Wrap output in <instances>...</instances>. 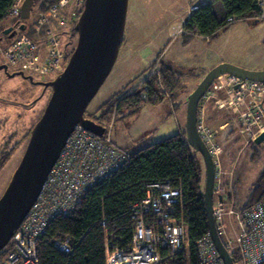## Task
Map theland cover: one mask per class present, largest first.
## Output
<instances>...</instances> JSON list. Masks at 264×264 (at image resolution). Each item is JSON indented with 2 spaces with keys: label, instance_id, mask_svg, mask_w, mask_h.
Returning a JSON list of instances; mask_svg holds the SVG:
<instances>
[{
  "label": "rangeland",
  "instance_id": "374dc122",
  "mask_svg": "<svg viewBox=\"0 0 264 264\" xmlns=\"http://www.w3.org/2000/svg\"><path fill=\"white\" fill-rule=\"evenodd\" d=\"M211 1L129 0L124 38L117 60L105 83L89 104L85 117L89 118V115L94 121L100 120L103 106L114 96L136 88L157 61L179 68L182 79L173 97H166L157 105L145 104L133 113L130 109L124 110L116 118L106 120L113 125L111 137L119 148L134 153L180 132L186 139L188 98L217 66L229 64L247 71L264 70V20H238L211 38L195 35L187 41L183 33L176 34L196 6ZM37 6L34 4L30 19L24 23L27 26L25 31H19V26L14 25L15 20L3 22L1 28L5 30L14 27L18 33L44 44L47 26L37 23L38 16L42 15ZM82 8L74 11L67 5L61 10L60 17L69 23L65 31L75 27ZM73 11L77 14L75 24L71 19ZM51 23L58 32V22L54 20ZM65 31H61L60 41L66 54H69L76 45L77 37L64 34ZM10 43L7 36L5 39L0 36L2 49L6 50ZM47 49L44 45L41 50L46 52ZM67 62L68 60L64 63V68ZM1 65H6L10 74L23 72L30 75L26 69ZM63 71L64 69L47 77L34 73L31 76L35 81L49 82ZM51 94L50 88L45 89L20 76L11 78L3 71L0 72V198L22 160L30 132L41 119ZM263 98L264 96L262 100ZM230 119L232 124L214 139L219 146L215 159L221 166V184L227 187L231 183L235 209L241 210L264 169V143L256 145L252 141L247 144L248 136L241 132L239 121ZM177 121H180L181 131L177 128ZM255 150L258 151L259 159L252 161ZM195 153L199 156L205 173L204 160L199 153ZM3 158L5 159L2 161Z\"/></svg>",
  "mask_w": 264,
  "mask_h": 264
},
{
  "label": "built area",
  "instance_id": "2783aa9c",
  "mask_svg": "<svg viewBox=\"0 0 264 264\" xmlns=\"http://www.w3.org/2000/svg\"><path fill=\"white\" fill-rule=\"evenodd\" d=\"M24 1L15 0L7 13L10 19H20ZM83 3L84 0H61L49 13H42L37 23L47 26L45 43L40 44L17 32L6 50L0 47V65L26 69L28 74L41 77L64 69L68 55L62 48L60 34L69 23L60 17V13L67 5L79 10ZM258 5L260 13L251 20H264V0H259ZM54 20L58 22V32L53 29L51 22ZM237 21L236 18H229L227 23L231 25ZM181 33L182 26L176 34ZM44 45L48 47L46 52L41 50ZM220 91L228 96L230 108L237 112L240 130L248 136V144L264 131V110L261 106L264 84L221 76L198 106V130L217 170L213 205L217 232L228 252L234 254L237 260L234 264H263L264 198L243 211L235 209L231 183L225 187L220 181L221 166L215 159L219 149L214 142L217 130L206 127L202 118L205 105ZM128 161L129 153L114 144L110 133L102 138L96 137L78 124L35 204L8 245L0 251V264H40L39 242L46 235L51 222L59 217L71 216L93 187ZM180 196V190L172 188L169 182L149 185L146 197L133 207L134 235L130 246L127 249L114 247L108 250L106 264H161L164 251L171 257L184 249L187 244L186 228L172 218ZM52 246L65 255L72 254L68 238L54 240ZM198 256L200 264H223L209 234L198 244Z\"/></svg>",
  "mask_w": 264,
  "mask_h": 264
},
{
  "label": "trees",
  "instance_id": "16d2710c",
  "mask_svg": "<svg viewBox=\"0 0 264 264\" xmlns=\"http://www.w3.org/2000/svg\"><path fill=\"white\" fill-rule=\"evenodd\" d=\"M14 1L0 0V36L3 39L6 36L2 34L4 30L1 24L12 20L7 13ZM60 1L35 0L34 4L38 5V12L47 14ZM258 2L212 0L192 11L182 25L183 34L187 41L195 35L211 38L229 26V18L241 20L258 16ZM24 23L20 19L14 21V25L18 26ZM70 29L64 34L77 37L74 27ZM72 51L67 54V59ZM181 75L182 71L174 65L155 62L147 77L136 88L114 96L103 106V114L98 121L116 118L127 109L133 113L145 104L157 105L166 97H173L180 87ZM258 159V151L255 150L252 161ZM164 182H169L172 188L181 192L173 215L177 221L185 223L187 244L186 249L171 257L164 251L162 264H200L198 244L209 234L203 196L205 173L199 156L188 145L182 132L129 153V161L93 187L71 216L52 221L46 235L39 242L40 264H106L108 250L114 247L127 249L132 242V213L135 204L146 197L149 185ZM263 198L264 169L248 201L237 211H243ZM67 238L71 241V255H65L52 246L54 240ZM230 255L237 262L234 254Z\"/></svg>",
  "mask_w": 264,
  "mask_h": 264
},
{
  "label": "water",
  "instance_id": "95a60500",
  "mask_svg": "<svg viewBox=\"0 0 264 264\" xmlns=\"http://www.w3.org/2000/svg\"><path fill=\"white\" fill-rule=\"evenodd\" d=\"M35 0H25L21 8L22 21L31 17ZM129 0H84L75 24L76 45L64 71L49 82L35 81L23 72L10 74L6 65L0 72L8 77L20 76L31 84L52 91L41 119L30 132L22 160L0 198V251L3 250L35 204L42 188L76 125L101 136L104 129L85 118L86 110L110 75L124 38ZM24 24L19 31H25ZM17 30L7 28L3 35L10 40ZM243 82L264 84V70L247 71L229 64L211 70L189 96L186 111V139L188 145L201 155L205 164L204 203L208 218L209 237L223 264H234L216 229L213 215L215 165L213 157L198 130V106L213 83L221 76ZM238 87V86H237ZM236 87V88H237ZM254 143H264V131ZM221 199V198H220Z\"/></svg>",
  "mask_w": 264,
  "mask_h": 264
},
{
  "label": "crops",
  "instance_id": "0c3cea01",
  "mask_svg": "<svg viewBox=\"0 0 264 264\" xmlns=\"http://www.w3.org/2000/svg\"><path fill=\"white\" fill-rule=\"evenodd\" d=\"M196 7H199V6H196ZM72 10L77 11L78 9L73 8ZM74 11H73V16L71 17V19L73 20L72 23H74L76 20V12ZM191 13H189V16L191 15ZM261 106L264 110V98L262 100ZM230 117L235 122L236 120H239L237 112L230 108V101H229L228 96L223 91L216 92L213 98H211L204 107V114L202 118H203V122L205 126L210 129L213 128L217 130V134L215 136V138L217 139L218 134L224 133L225 129L229 127V124H232ZM216 126H218V128H216ZM177 128H179V131H181L180 121L179 122L177 121ZM216 177H217V170H216ZM216 177H215V185H216Z\"/></svg>",
  "mask_w": 264,
  "mask_h": 264
},
{
  "label": "bare ground",
  "instance_id": "6f19581e",
  "mask_svg": "<svg viewBox=\"0 0 264 264\" xmlns=\"http://www.w3.org/2000/svg\"><path fill=\"white\" fill-rule=\"evenodd\" d=\"M86 118V117H85ZM87 119H90V118H87ZM90 120H92V119H90ZM94 121V120H93ZM94 122H96L98 125H100L103 129H104V132H103V134L101 135V136H99V135H97V134H94V133H91V132H89L88 130H86L82 125V127H83V129L86 131V132H88V133H90V134H92V135H94V136H96V137H100V138H102V137H104L107 133H110V138H111V140H112V137H111V131H112V124H109V123H111V122H107L106 120H101V121H94ZM77 126V125H76ZM76 126L74 127V129L76 128ZM74 129H73V131H74ZM72 134H73V132L71 133V135L68 137V139H67V141H66V143H65V145H64V147H63V149L69 144V141H70V138H71V136H72ZM113 141V140H112ZM62 149V150H63ZM61 150V151H62ZM61 153V152H60ZM59 159H60V154H59V157H58V159L56 160V162H55V164H54V166L53 167H55L57 164H58V161H59ZM213 161H214V159H213ZM53 169V168H52ZM215 170H216V168H215ZM215 177H216V175H215ZM48 178V177H47ZM174 212L172 213V218H173V220L175 221V222H177V223H183V225L185 226V223L184 222H182V221H177V219L174 217ZM186 228V227H185ZM10 242V241H9ZM8 245V244H7Z\"/></svg>",
  "mask_w": 264,
  "mask_h": 264
},
{
  "label": "flooded vegetation",
  "instance_id": "af4514ba",
  "mask_svg": "<svg viewBox=\"0 0 264 264\" xmlns=\"http://www.w3.org/2000/svg\"><path fill=\"white\" fill-rule=\"evenodd\" d=\"M89 118H91L89 115H87Z\"/></svg>",
  "mask_w": 264,
  "mask_h": 264
}]
</instances>
